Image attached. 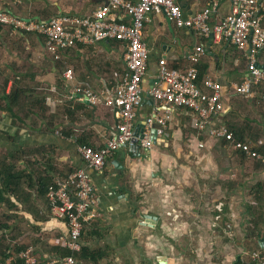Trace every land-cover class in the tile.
Returning <instances> with one entry per match:
<instances>
[{"label": "crops", "instance_id": "0c3cea01", "mask_svg": "<svg viewBox=\"0 0 264 264\" xmlns=\"http://www.w3.org/2000/svg\"><path fill=\"white\" fill-rule=\"evenodd\" d=\"M3 1L15 16L39 20L89 14L104 3ZM20 1L21 7L14 6ZM174 1L184 16L209 3ZM229 10L230 0H219L212 21L218 22ZM143 38L149 52L136 128H142L153 111L167 108L148 94L157 83L158 60L165 58L170 67L184 68L194 48L203 45L205 54L197 65L199 85L210 77L221 85L222 93V109L210 124L234 128L264 154V98L257 88L248 97L233 90L248 75V51L200 39L159 11L144 25ZM43 48L41 37L0 27V157L7 161L9 181L7 204L0 203V213L7 218V262L14 255L13 246H28L38 264H58L63 250L57 240L67 228L50 215L44 186L63 182L68 173L82 168L96 203V217L80 236L82 264H238V260L258 264L249 256L264 255V163L245 159L229 142L194 128V113L177 107L164 140L148 150L139 147L140 154L120 147L106 157L100 171L87 169L76 152L78 142L102 146L116 132L118 111L69 96L60 67L72 72L73 84L85 85L95 94L106 93L104 88L112 93L124 70V46L108 41L77 45L58 61ZM255 58L263 67L264 52H256ZM5 96L10 97L7 104ZM147 218L151 222L142 224ZM251 220L258 222L254 229Z\"/></svg>", "mask_w": 264, "mask_h": 264}, {"label": "built area", "instance_id": "2783aa9c", "mask_svg": "<svg viewBox=\"0 0 264 264\" xmlns=\"http://www.w3.org/2000/svg\"><path fill=\"white\" fill-rule=\"evenodd\" d=\"M2 2L0 0V26L15 34L27 32L41 36L44 51L54 61L60 60L65 50L77 45L90 46L111 40L123 44L124 70L112 93L104 88L106 93L95 94L85 85L73 84L72 72L68 68L61 72V77L69 85V96H79L90 105L112 106L118 111L116 132L102 146L77 144L76 152L87 169L100 171L106 157L122 146L131 145L134 137H137L139 147L145 150L153 146V135L157 142L164 140L168 135L172 109L177 107H186L194 113L191 124L194 128L229 142L245 157L264 163V154L258 151L257 145L238 139L226 125L210 124V118L222 109V93L221 85L210 77L204 78L201 86L197 83V65L205 54L203 45L194 48L187 67L173 68L165 58L158 60L157 83L148 89V94L154 102L167 108L153 111L146 117L142 131L135 135L136 109L142 103L141 82L149 52L143 28L151 21L152 13L162 12L176 27L192 31L205 41L223 42L242 52L248 51V75L241 84H234L233 90L237 95L248 97L254 88L260 87L264 98V66H258L255 58L256 52H264V0H230L229 13L218 22H213L212 16L219 0H209L207 6L190 16H184L174 0H103L104 3L89 14H58L45 21L15 16L3 7ZM44 198L50 215L64 221L67 228L66 235L57 240V246L67 251L58 264H81L75 259L81 248V230L96 217L90 180L82 168H76L63 182L48 185ZM17 257L24 264H38L31 247L21 250ZM249 257L253 262L264 264V255L260 252H252Z\"/></svg>", "mask_w": 264, "mask_h": 264}, {"label": "trees", "instance_id": "16d2710c", "mask_svg": "<svg viewBox=\"0 0 264 264\" xmlns=\"http://www.w3.org/2000/svg\"><path fill=\"white\" fill-rule=\"evenodd\" d=\"M43 21L45 20V19H42ZM1 27V26H0ZM9 29V28H8ZM181 29H183V28H181ZM20 34H31V35H34V36H37V37H41V36H39V35H36V34H34V33H27V32H21ZM42 38V37H41ZM42 40H43V38H42ZM108 42H116V41H113V40H111V41H108ZM59 64H61V63H59ZM60 66V65H59ZM61 69H60V73L66 68V67H64V66H62V67H60ZM197 83L199 84V80H197ZM59 85L61 86V82H59ZM257 89H258V94H262V89L260 88V87H257ZM262 97V96H261ZM10 98V97H9ZM7 96H5L4 97V99H5V103L7 104V99H9ZM9 102H10V100H9ZM0 108H2V104H0ZM230 129H232L233 130V133L235 132V136L238 138V139H240V140H242V141H245L244 140V137H243V135H241V133H239L238 131H236L234 128H230ZM78 143H84V141H79ZM259 149V148H258ZM242 154V153H241ZM243 155V154H242ZM6 156H7V154H6ZM244 156V155H243ZM0 180H1V186H0V203L1 202H6V200L4 199V195L7 193V184H8V177H7V161H5V158H3V156H1L0 157ZM52 184H56V183H49L48 185H52ZM47 185V186H48ZM47 186H44V190L46 191V188H47ZM44 194H45V192H44ZM6 204H7V202H6ZM2 213V214H1ZM0 213V221H1V219H3V222L2 223H0V231L1 232H3L2 234L4 235V233L5 232H7V218H6V216H4V214H3V212H1ZM250 223L252 224V226H253V229L255 228V225H258V222L256 221H254V220H251L250 221ZM85 227V226H84ZM83 227V228H84ZM83 228H82V230H83ZM82 230H81V233H82ZM81 236V235H80ZM1 238H3V236H1ZM28 247V246H27ZM27 247H25V248H27ZM9 248V245L8 244H6V245H3V244H1L0 243V264H5V261L7 260V256H8V253H7V249ZM24 247H15V246H13L12 247V252H13V257L11 258V260L9 261V262H7V264H24L23 263V260L22 259H20V258H18L17 257V254L21 251V250H23V249H25ZM62 249V248H61ZM63 251H62V253H61V256H60V258L61 257H63L64 255H66L67 254V251L65 250V249H62ZM82 252H83V249L82 248H80V251H79V253H77V254H75V259L77 260V261H79L81 264H82V262H81V259H82ZM12 256V255H11ZM238 264H239V260H238Z\"/></svg>", "mask_w": 264, "mask_h": 264}, {"label": "water", "instance_id": "95a60500", "mask_svg": "<svg viewBox=\"0 0 264 264\" xmlns=\"http://www.w3.org/2000/svg\"><path fill=\"white\" fill-rule=\"evenodd\" d=\"M142 129H143V127L142 128H136V131H135V135H138L141 131H142ZM155 132H154V130H152V134H154ZM152 139H153V141H154V143L156 142V136L155 135H153L152 136ZM122 147H127L128 148V150L129 151H131V152H137V154H140V153H138V149H139V144H138V139H137V137H134V139H133V143L131 144V145H129V146H122ZM151 221H150V219L149 218H147V219H145L143 222H142V224H148V223H150Z\"/></svg>", "mask_w": 264, "mask_h": 264}, {"label": "rangeland", "instance_id": "374dc122", "mask_svg": "<svg viewBox=\"0 0 264 264\" xmlns=\"http://www.w3.org/2000/svg\"><path fill=\"white\" fill-rule=\"evenodd\" d=\"M15 1V0H14ZM21 1H20V4L19 2H15V5L14 6H18V7H21ZM20 10V8H18ZM35 13H37V11H35ZM243 158L245 159H248L247 157L243 156ZM1 218V217H0ZM3 222V219H1L0 223ZM223 231H227L225 226L223 225ZM3 232L0 231V243L3 244V245H6L7 244V232L4 233V235L2 234ZM1 236H3V238H1Z\"/></svg>", "mask_w": 264, "mask_h": 264}, {"label": "clouds", "instance_id": "9594fccd", "mask_svg": "<svg viewBox=\"0 0 264 264\" xmlns=\"http://www.w3.org/2000/svg\"><path fill=\"white\" fill-rule=\"evenodd\" d=\"M4 2V1H3ZM28 19H35V18H28ZM37 19V18H36ZM1 27H4V26H1ZM7 28V27H6ZM10 30V29H9ZM21 32H19L18 34H20Z\"/></svg>", "mask_w": 264, "mask_h": 264}]
</instances>
